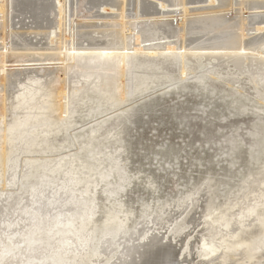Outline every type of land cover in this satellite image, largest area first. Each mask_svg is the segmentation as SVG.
<instances>
[{"label":"bare ground","instance_id":"bare-ground-1","mask_svg":"<svg viewBox=\"0 0 264 264\" xmlns=\"http://www.w3.org/2000/svg\"><path fill=\"white\" fill-rule=\"evenodd\" d=\"M69 1H0V41L2 42L0 45V63H2L0 66V92L2 93L0 98V157L4 159L10 149H21L22 154L19 159H16L18 170L24 168L25 156L34 152L49 153L50 162L54 163L51 166L49 163L43 164L45 171L40 170L43 172L39 175L34 171L30 175H26L20 186L14 184V189L19 191L21 187L27 191L21 190L18 197H15L16 190H7L6 182L8 180H5V171H3L0 184V203H4V201L8 203L6 208L3 207L4 210L7 209V214L0 217V264H171L173 257L176 261L179 256L178 264H183L184 253H188L187 255L190 257V260L185 264L262 263L264 261V174L254 184L256 190L246 187L250 188L249 191L242 193L240 197H238L239 194L231 193L232 197H227L224 203L210 205L207 210L205 209L206 211L202 210V217L213 225L211 226L213 234L210 238L203 236L199 239L200 237L195 235L202 231V228H199L207 221L202 223L199 219L196 222L193 220L194 217L177 224L175 228H172L171 217L173 218V216L167 217L164 220L166 230L164 233L160 232L164 229V224H162L163 220L158 213L147 214L146 220L136 222L133 230H130L127 223L131 211L126 210L119 199L109 200L110 207L105 208L104 216L100 222L99 220L98 222L94 221V219L97 215L95 194L100 186L95 182V177L99 176L100 183L105 184L101 190L107 199L117 192L116 190L123 182L121 173L123 165L118 166L116 161L113 162V167L120 176V184L117 183L118 181L114 184L106 182L109 176L106 178L105 175L112 171L108 169L106 172L107 169L101 168L104 161L102 155L106 153L104 152L106 149L103 151L102 147L99 148L96 144L98 143L100 146V138L107 134L110 135L108 130H104L103 133L99 132L102 125L105 126L112 118L114 121L120 122L131 109V96L140 89L141 82L139 83V81L142 77L148 79V77L140 75L139 69L143 65H135V60H139L140 55L151 58L147 63L156 62L158 58L173 57L179 61L180 76L185 79L189 73L196 71V69L190 68L191 66L189 68L188 65L186 66L191 57H196L198 60L212 59L215 62L205 66L206 73L209 77H213L212 79H218L222 78L220 73L222 61L235 58L234 61H231L233 68L228 69L225 83L234 86L237 73L248 75L247 78L253 83L261 98L258 99V103L263 105L264 38H259L264 35L259 33L264 32V18L256 15L245 17L243 10H255L259 5H263L262 8H264V0H261L259 5L249 4L244 0L241 3L238 2L240 9L234 15L226 16L216 13L217 15L214 16L212 14L204 16L203 13H199V16L203 15L204 17L197 18H193V14L190 16L189 13L203 11L206 8L192 10L188 8L190 7L188 5L202 2V4L207 3V5H211V8H215L214 4L217 3L216 8L222 9L224 12L226 8L233 7V0H157L158 3L155 5L144 3L142 0H132L130 1L132 18H128L129 16L126 14L129 0H88L89 6L96 11L100 10V14L96 12L99 14L97 19L92 17L91 20H103L102 15H107L104 16V19L115 22L119 27L121 37L117 40L118 42L115 41L118 44L105 42L106 38L104 40L100 36V39L93 37L91 35L93 31L81 32L79 29H86L89 26L83 23L81 24L84 26H81L74 20L76 8L73 9L75 16L72 19V14H68L69 11L70 13L73 11L72 3ZM83 3V1L80 2V4ZM207 7L209 8V6ZM165 10H168L165 13L167 15H161ZM219 10L214 11L221 12ZM12 13L17 16L12 17ZM262 13L264 11H261ZM67 14L71 15V18H68ZM249 14L251 13L249 12ZM52 15L55 16L54 19H50ZM175 16H179L180 20H173ZM253 17L259 19L255 20ZM13 19H17V21L13 22ZM127 19L151 21L152 24L155 23L157 27L161 28L162 32L159 28L158 30L164 37H156V39H151L152 41L148 45H142L139 35H132L130 29L126 28L127 32H130L129 37L124 34ZM9 20H11L10 23ZM235 20L237 21L235 22ZM237 24L242 27L253 24L255 26L254 35L258 34L259 37L255 40H248L244 30L240 28L239 36L228 32V29L236 27ZM90 27L94 26L90 25ZM223 30L228 31L223 34L217 33ZM107 31L110 32V30ZM152 32L154 34L155 31ZM203 34L206 36H199ZM212 34L216 35L212 37ZM217 35L219 36L217 37ZM110 36L107 39H110ZM207 36L210 38L205 39ZM176 37L178 38L177 42L171 41ZM45 42H48V45L58 44L53 48L49 46L37 47ZM42 46L44 45L42 44ZM205 60L203 63L200 62L202 66L205 65ZM53 61L54 65H58L59 68H48L53 64L47 62ZM55 61L61 63L56 64ZM28 62H36V64L25 66L24 63ZM38 62L46 63L39 64ZM8 63H23L24 65H13L9 68L6 66V64L10 65ZM68 63L72 64L68 65ZM251 63L259 64L263 69L259 67L260 72H252L249 69ZM154 68H150L151 72L154 71ZM25 71L27 72L24 75ZM43 77L46 79H42ZM56 81L59 82L58 87L53 86ZM88 92H91L92 96L87 95ZM54 99H58L55 102L57 123L52 126L51 123L43 122L40 119L47 117L48 112L45 107ZM93 99L95 102L92 101ZM9 101L10 103H8ZM88 102L90 106L86 117H91L89 124L94 125L88 132H85L86 134H75L78 121L74 115L78 113V108ZM21 119L24 120L22 123ZM16 122L18 124L16 129L10 128ZM84 127L86 126H81L80 129ZM65 133L68 136L67 140L62 144L55 145L54 137ZM73 133L75 134L74 138H72ZM84 135L86 136L83 137ZM95 150L97 151L95 152ZM78 151L91 155L92 163L83 159L84 157L78 158ZM54 152L60 153L53 155ZM79 167L81 171L86 172V175L80 179L77 178ZM260 169L264 170V163ZM68 172L72 177L70 181L75 182V186L71 188L58 183ZM44 177L53 179L46 181L51 185L40 180ZM16 178L21 180L18 175ZM31 180H33L32 183ZM78 185H82L79 190L75 189ZM245 185L246 182H244ZM8 192L12 193L11 197L4 196ZM189 197L183 199L182 203L177 206L180 217H183L188 208ZM201 198L203 197L198 192L197 207L201 205L199 204ZM183 204L184 207H182ZM165 210H160V213L165 215ZM53 212L55 213L52 214ZM170 214L171 212L167 216ZM179 218L175 216L174 220L177 222ZM52 220L54 221L52 222ZM23 229L26 231L22 234L26 237L22 238L20 232ZM205 229L207 228L205 227L203 230L206 231ZM168 232L170 235L165 237ZM95 234H97L96 237H94ZM193 234L194 236H192ZM176 238L179 240L176 241ZM49 240L52 242L49 243ZM184 244L186 245L183 250ZM111 245H116L117 248L110 249ZM42 249L52 252L49 253L52 254L49 260L39 257L38 253ZM199 257L201 259H198ZM194 259H198V261H194Z\"/></svg>","mask_w":264,"mask_h":264},{"label":"rangeland","instance_id":"rangeland-1","mask_svg":"<svg viewBox=\"0 0 264 264\" xmlns=\"http://www.w3.org/2000/svg\"><path fill=\"white\" fill-rule=\"evenodd\" d=\"M82 1L84 3L80 4V2ZM82 1H69L72 3V10L76 8L75 11H77L76 16L74 14V10L71 11V13L69 11L68 14H72V16L67 14L68 18L72 17L73 19V16H75L76 18H74V20H76L80 24L83 23L84 25L87 24L86 26H89L86 29H79L81 32L87 31V33H89L93 31V33L91 34L93 37L99 39L100 37H103L102 39L104 40L106 38L107 41L105 42H118L117 40L120 39L121 34L119 33V27L116 26V23L111 20H105L104 18L107 15H102L103 17L101 18H103V20H96L97 15L100 14V10L96 11V9L89 6V4H87L88 0ZM130 1L132 0H129V8L127 7L126 13L128 14L127 16H129L128 18H132V7L130 8ZM242 1L243 0H233V7L226 8V11L228 12L224 11L225 14L224 12H222V9L219 10L218 8H216L217 3L214 4L215 8H211V5H207V3L202 4V2L190 4L188 5L190 6L188 8H191L192 10H194L195 8L206 9L203 11H193L189 14H191L190 16H192L193 14V18L202 17L203 15L210 16L211 14L214 16L217 15L216 13H218V15L226 16L234 15L238 13L240 9V7L238 6V2L241 3ZM244 1L249 4L256 5H259V3H261V0ZM142 2L150 3L153 5L158 3L157 0H142ZM205 5L209 6V8ZM262 7L263 5H259L258 8L255 10H243L244 14L246 15L245 17H247L248 15H256L260 18H264V13L261 14V11H264V8ZM168 10H165L164 14L161 15H167L165 13ZM214 10H219L221 12H215ZM255 11L257 12V14H255ZM96 12H99V14H97ZM249 12L251 14H249ZM199 13H203V15L199 16ZM14 16L16 17L17 15L15 13H12V17ZM92 17L96 19L91 20ZM177 17L175 16L173 20H180V17ZM51 18L54 19L55 16L53 17L52 15L50 19ZM253 19L257 20L259 18L256 19L255 17H253ZM170 20H172L171 17ZM15 21H17V19H13V22ZM91 21L94 23H92ZM152 21L156 22L154 20ZM236 21L237 20H235V22ZM10 22L11 20H9V23ZM109 22H111L113 25L111 23L109 24ZM126 22L127 24L124 28V34L126 35V37H129L130 32H127V29H130L132 35H139L142 45H148L150 41L156 39V37H164L161 34V28L157 27L155 23L152 24L151 21H135L133 19H127ZM83 24H81V26H84ZM90 25L94 27H90ZM139 26L140 28H138ZM245 26L242 27L238 26L237 24L236 27H231L232 29H228L229 31L223 30L222 32L217 33L223 34L224 32L228 31L231 32L233 35L239 36L241 33V29L244 30V34L247 35L246 39L248 40H255V38L259 37L258 34L254 35L253 29L255 28V26H253V24H248ZM158 28L161 32L158 30ZM107 30H110V32ZM115 31L116 33H114ZM152 31H155L154 34H152ZM103 32H105V35L103 34ZM114 34L117 36V38ZM259 34L264 35V32ZM107 35H111L109 37L111 40L107 39ZM215 35L216 34H212V37H214ZM199 36L206 35L203 34ZM218 36L219 35H217V37ZM209 38L210 36H207V38L205 39ZM262 38L264 37H261L259 39ZM172 39L173 40L171 41L174 42H177L178 40L177 37ZM127 40L126 42L129 41ZM42 44L44 46H42ZM57 44L58 43L48 45V42H45L39 44L37 47L44 48L49 46L53 48ZM0 45H2L1 41ZM59 58L62 59L61 56H59ZM138 59L139 60H135V65H143L142 67H140L139 73L141 72L140 75H144L145 77H148V79H144V77L141 76V81H139V83L141 82L140 89H138V91L131 96L132 100L130 103L132 105L131 109L128 110L126 116H124V118H122L120 122L114 121L113 118L110 119L105 124V126L102 125V129L99 131L100 133H103L106 130L110 131L109 136L107 134L100 138V146L98 145V143L96 144L97 147H102L101 149L103 151L106 149L104 151L106 152L104 155H108H102L104 161L103 166L101 167L105 170L107 169L106 172L108 171V169L112 171L109 174L104 173L106 174L105 177L109 176L108 178L106 177V182L114 184L118 181L117 183L120 184V176L117 170L113 167L114 161H116L115 163L118 164V166L123 165V169H121L123 182L121 183L120 188L116 190L117 192L111 198L107 199V196L103 194V191L101 190V188L105 184L100 183L101 180L99 179V176L95 177V182L99 183L100 186H98L95 194V197L97 198V200H95V203L97 204V215L95 216L94 221L98 222L99 220L100 222V220H102L104 216L103 212H105L106 210L105 208L110 207L109 200L119 199V201H122V204H124L125 209L131 211L129 221L127 223V227L130 228V230L134 228L136 222H143L144 219L146 220L147 214L153 213V215H155V213H158L163 220L162 224H164V229L160 230V232L164 233L166 230V223L164 220L167 219V217L173 216V218L171 217L172 228H175L176 225L179 223L187 221L188 218L194 217L193 220L196 222H198L199 219H201L202 223H204V221H207L204 224L205 226L202 224V227L199 228H202V231L194 234L198 238L200 237L199 239H201V237L203 236L210 238V236L213 234L211 228V226L213 225L210 224L209 220H207L206 218L204 219L202 217V210L206 211L210 205L215 206L224 203L227 197H232L231 193L239 194L238 197H240L242 193L249 191L250 188L246 187H251L253 190H256L254 184L257 183V180H259L264 174V170L260 169L262 164L264 163V104L262 105L258 103V99L261 98L257 94L253 83L247 78L248 75H240L237 73L235 75L234 86H229L225 83V77L227 76V73L229 71L228 69L233 68L231 61H234L235 58L229 59L230 61L228 59H224L222 61L223 64H220L222 66L220 68L222 78L219 77L218 79H212L213 77H209L206 73L205 66H209L210 63L214 64L215 62L212 59H210L211 61L205 60L203 58L198 60L196 57H191L186 66L188 65V68L191 66L190 68H194L196 69V71L194 73H189L187 77H185V79H182L180 76L179 61L173 57L158 58L156 59V62L154 61L155 63L153 61L147 63L151 58L143 55H140ZM204 60L205 65L202 66L201 63H203ZM55 62L56 64L61 63L58 61ZM32 63L36 64V62H28L27 64H24L26 66ZM38 63L45 64L46 62ZM47 63L53 64V66L50 65V67L48 68H59L58 65H54V61ZM64 63L67 62L64 61ZM8 64L10 65L6 64V66L11 68V66L13 65H22L23 63ZM71 64L72 63H68V65ZM1 65L2 63H0V66ZM259 67L263 69V67H261L259 64L251 63L249 69L250 71L252 70V72L255 73L260 72V69H258ZM150 68H154V71L151 72ZM26 72L27 71H25V73L23 72V74L25 75ZM196 72L199 73L197 74ZM231 73L233 74L234 70L231 71ZM44 77L42 79H46ZM58 85L59 82L57 81L53 83V86L55 87H58ZM1 95L2 93L0 92V98ZM87 95L92 96V93L88 92ZM56 100L58 99H54L52 102L48 103V106L45 107L46 111L48 112V115L47 117L40 119L43 122L51 123L52 126L57 123V112L55 103ZM92 101L95 102V99H93ZM8 103H10V101ZM89 106L90 103L88 102L86 105H83L81 108L77 109L78 113L74 115V117L78 121V124L76 126L77 130L74 131L75 134H86L85 132H88L89 129L94 125L89 124V120L91 119V117H86V115L88 114ZM23 121L24 120H22L21 123ZM17 125L18 124L16 122L15 124H12V127L10 128L16 129ZM81 126L86 127L80 129ZM71 132L72 131H70V134H72ZM74 133L72 135V138H74ZM85 136L86 135H84L83 137ZM54 138L55 139L53 140L55 145H58L62 144L63 141L67 140L68 136L65 133L63 135H56V137ZM21 145L23 144L21 143ZM97 150H95V152ZM59 153L54 152L53 155H58ZM20 154H22L21 149L13 148L6 153L4 159L0 157V184L2 180L3 171H5V180H8V182H6V188L7 190L11 189V191L16 190L15 197H18V195L21 193V190L23 192L27 191L23 190L21 187L19 191L17 189H14V184H16V186H20L21 182L24 180V177L26 175H30L33 171L34 173H38V175L41 174L43 171H45L43 170V164L49 163L50 166L54 165L53 162H50L51 157L49 153L45 154L43 152H34L25 156L26 163L24 164V168L22 167V169L18 170V168L16 167L18 163L16 159H19ZM77 156L80 159L84 157L83 159H87L88 162L92 163V160L90 159L91 155L89 154L86 155L83 154L82 151H78ZM94 172H96V170H94ZM48 173L51 174L50 172ZM77 174V178L80 179L86 175V172L81 171L80 168ZM17 175L19 179L21 178V180H18L16 178ZM71 179L72 177L69 176L68 172L67 175L63 176L61 181L58 183H60V185L67 186V188H71L75 186V182H71ZM40 180L46 182L47 180L51 181L53 179L44 177ZM32 181L33 180H31L30 182L32 183ZM244 182H246L245 186ZM81 187L82 185H78L75 189L79 190L81 189ZM198 192H200L201 197H203L199 201V204H201L200 206L202 207H197L196 199L198 197ZM188 195L191 197H189ZM4 196L11 197L12 193L8 192V194H4ZM187 197H189L190 201L188 203V208L183 214V217H180L177 206L182 203L183 199H186ZM105 200H107L108 202ZM7 203V201L6 203L5 201L4 203H0V206H2L0 207V217L7 214V209L4 210V208H6L5 206L7 205ZM182 207H184V204L182 205ZM162 209H166L165 215H162V213H160V210ZM169 212H171V214L167 216ZM54 213L55 212H53L52 214ZM174 214L178 218L180 217L177 222L176 220H174ZM21 215L24 214L21 213ZM53 221L54 220H52V222ZM52 222L50 221V224H52ZM205 227L207 228L205 229L206 231L203 230ZM25 231L26 230L23 229L20 232L22 238L25 236L22 234L25 233ZM252 231H254L253 228ZM194 234L192 236H194ZM167 235L169 236L170 232H168L165 237ZM15 236H18V234H15ZM96 236L97 234L94 235V237ZM177 240L179 239L176 238V241ZM51 242L52 240H49V243ZM185 245L186 244H184L183 250L185 249ZM114 248H117L116 245H111L110 249ZM76 250L80 251L79 249ZM44 252H46L47 255L46 253L44 254ZM49 253L52 252L42 249V251H40L38 255L39 257H41V259L42 257H45L46 260H49L50 256L52 255ZM187 254L188 253L183 254V264L190 260V257ZM178 259H180V256L177 257L176 261L173 257V261L171 262V264H178ZM198 259L201 258L199 257ZM198 259H194V261H198ZM263 262L260 264H263Z\"/></svg>","mask_w":264,"mask_h":264}]
</instances>
